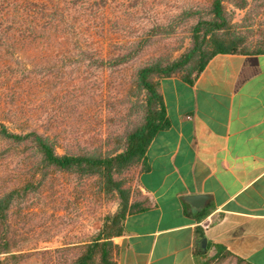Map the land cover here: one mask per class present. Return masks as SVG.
<instances>
[{
    "label": "trees",
    "instance_id": "1",
    "mask_svg": "<svg viewBox=\"0 0 264 264\" xmlns=\"http://www.w3.org/2000/svg\"><path fill=\"white\" fill-rule=\"evenodd\" d=\"M111 2L0 0V255L7 254L0 264H9V261L18 264L13 243L5 236L12 206L44 188L48 175L55 172L79 179L98 178L107 193L118 195L119 205L89 242L64 245L50 252L57 256L53 264H115L112 238L122 234L125 216L145 209L146 204L145 199L139 201L141 193L130 202L129 194L116 178L130 168L139 166V171L144 168L147 147L155 134L168 126L159 81L177 76L192 84L218 54H264V30L255 35L243 33L235 29L228 16L226 3L244 9L245 0H211L207 7L183 5L176 15V23L194 19L189 48L176 59H156L139 67L132 77L134 96L136 99L143 96L141 102L137 99L141 110L139 123L118 138L112 152L78 147L58 154V142L47 117L36 112V106L42 107L49 97L51 77L61 80L66 76L69 85L56 92L64 99L68 111L83 112L92 105L83 104L80 98L93 102L97 87L88 88L87 84L79 87L69 76L75 73L78 78L81 66L121 68L137 52H127V37L108 30L112 26H120L122 32L127 28L125 20L121 25L118 21L110 24ZM164 30L162 25H155L147 32L146 41ZM253 36L258 39L249 42ZM66 68L67 72L62 71ZM5 160L18 161L21 169L13 172L3 165ZM196 233L202 238L199 228ZM70 250L73 251L71 258L61 257ZM207 251L208 248L203 256ZM229 258L237 264H248L221 246H216L203 264L214 261L220 264Z\"/></svg>",
    "mask_w": 264,
    "mask_h": 264
},
{
    "label": "crops",
    "instance_id": "2",
    "mask_svg": "<svg viewBox=\"0 0 264 264\" xmlns=\"http://www.w3.org/2000/svg\"><path fill=\"white\" fill-rule=\"evenodd\" d=\"M159 92L168 126L146 149L145 209L112 238L115 264H203L216 246L264 264V54H218L192 84L162 78Z\"/></svg>",
    "mask_w": 264,
    "mask_h": 264
},
{
    "label": "rangeland",
    "instance_id": "3",
    "mask_svg": "<svg viewBox=\"0 0 264 264\" xmlns=\"http://www.w3.org/2000/svg\"><path fill=\"white\" fill-rule=\"evenodd\" d=\"M209 1L112 0L108 7L111 9L108 14L110 24L118 21L117 24L121 25L125 20L127 28L123 32L120 26H112L108 30L120 37H127V52H137L121 68L81 66L78 78L75 73L69 76L79 87L86 84L88 88L97 87L93 102L85 97L80 98L83 104L92 105L83 112L68 111L64 99L56 92L69 85L66 76L61 80L51 77L49 97L42 107L36 106V112L47 117L50 130L58 142V154L72 152L78 147L99 149L102 153L113 151L118 138L140 121L141 110L137 99L141 102L143 96L136 99L131 90L135 71L156 59L173 60L184 53L191 45L190 31L194 19L176 23V15L183 5L207 7ZM245 1L244 9L237 8L233 3H226L225 7L232 24L236 25L235 29L255 35L259 30H264V0ZM121 12L125 16H120ZM155 25H162L165 30L147 42V32ZM256 39L257 36H253L249 42ZM5 162L3 165L9 166L13 172L21 169L18 161ZM138 172L139 166L133 167L116 178L129 194L130 202L140 195ZM118 205V195L107 193L96 177L79 179L64 173H50L44 188L14 203L8 215V234L5 236L13 243L18 264H53L57 256L50 252L64 245L77 246L89 242L100 232L105 218L118 210ZM72 253L70 250L61 257L69 259ZM6 256L0 255V260ZM12 262L9 261V264ZM220 264L237 263L229 258Z\"/></svg>",
    "mask_w": 264,
    "mask_h": 264
},
{
    "label": "water",
    "instance_id": "4",
    "mask_svg": "<svg viewBox=\"0 0 264 264\" xmlns=\"http://www.w3.org/2000/svg\"><path fill=\"white\" fill-rule=\"evenodd\" d=\"M200 199H204V198H203V197H194V196L184 197V201H186L187 203H190L191 205H193V202H194V201H196V200H200ZM206 243H207L206 239L203 238V239L201 240V245H202L203 247H205V246H206Z\"/></svg>",
    "mask_w": 264,
    "mask_h": 264
},
{
    "label": "built area",
    "instance_id": "5",
    "mask_svg": "<svg viewBox=\"0 0 264 264\" xmlns=\"http://www.w3.org/2000/svg\"><path fill=\"white\" fill-rule=\"evenodd\" d=\"M202 226L205 228L207 226V223H202Z\"/></svg>",
    "mask_w": 264,
    "mask_h": 264
}]
</instances>
